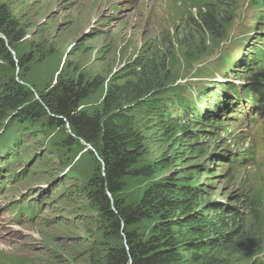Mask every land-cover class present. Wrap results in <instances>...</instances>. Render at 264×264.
Masks as SVG:
<instances>
[{"label": "rangeland", "instance_id": "rangeland-1", "mask_svg": "<svg viewBox=\"0 0 264 264\" xmlns=\"http://www.w3.org/2000/svg\"><path fill=\"white\" fill-rule=\"evenodd\" d=\"M206 1H217L223 15L231 12L225 36L214 38L199 23L198 12ZM0 3L9 7L26 34L11 47L14 63L0 51V86L15 75L41 97L60 82L86 83L102 78L104 83L80 103V109L90 114L101 111L112 84L139 82L138 73L148 63L198 106L204 96L203 103L210 105L211 94L221 84L253 86L261 76L250 69L253 65L249 62L253 60V48L264 45V8L254 0ZM195 47L206 52L198 61L189 62L187 53ZM261 78L264 81V76ZM168 96L174 102L167 109L178 112L185 107L171 92ZM231 97L236 100L235 95ZM235 105L241 113L220 120L216 127H205V137L197 133L191 141L179 131L170 132L167 121L160 122L158 116L144 110L134 114L146 139L148 158L168 156L173 160L164 175H190L192 171L205 188L199 206L220 202L245 213V235L236 237L231 250L228 243L225 249L231 253L233 264H256L264 260V102L252 105L240 99ZM254 110L259 111L256 121L251 118ZM13 114L0 118V137L11 130L8 125H13ZM212 115L220 119V109H212ZM200 119L206 122V118ZM28 124L13 126L10 137L16 140L11 152L16 153L18 163L13 158L2 171L5 179L4 170H8L16 180L14 184L13 177L10 180L8 197H0V222L6 223L0 234V264H94L97 255L121 242L111 226L104 224L87 195V184L100 168L99 158L91 146L70 143L67 126L59 127L48 118L30 120ZM199 128L205 130L204 126ZM200 146L205 150L203 155H198ZM235 152H251L256 160L231 167L227 157H219ZM196 167L201 172L194 171ZM255 194L262 204L258 217L250 214L247 201H253ZM30 195H41L42 200L32 202L29 208L20 203L13 214L22 219L24 214L38 213L41 208L40 218L22 228L5 220L8 203ZM151 226L150 221L141 225L143 230ZM241 239L243 242L238 244ZM243 243L247 249L239 248ZM18 259L21 263H15Z\"/></svg>", "mask_w": 264, "mask_h": 264}, {"label": "trees", "instance_id": "trees-1", "mask_svg": "<svg viewBox=\"0 0 264 264\" xmlns=\"http://www.w3.org/2000/svg\"><path fill=\"white\" fill-rule=\"evenodd\" d=\"M254 2L264 8V0ZM218 6L217 1H206L198 12L203 30L214 38L225 36L227 18L231 15V12L223 15ZM25 35L9 7L0 3V51L12 63L11 47ZM255 51L260 53L262 48L256 46ZM205 52L195 47L186 58L195 62ZM138 76L137 83L112 84L101 111L90 114L80 109V103L97 90L104 79L96 78L86 83L79 80L60 82L37 97L30 85L12 75L0 86V118L13 112L11 120L14 122L8 125L11 130L0 137V144L5 139L8 141L4 143L15 142L16 139L10 137L14 125L26 127L30 120L48 118L59 127L70 129V143L83 142L91 146L99 158L100 168L87 184V195L99 210L104 224L110 225L121 238L118 245L97 255L94 264H233L231 253L226 252L225 247L228 243L231 250L236 237L245 235V213L220 202L199 206L205 188L192 171L190 175H164L173 160L168 156L148 158L146 139L135 122L134 113L144 110L158 116L160 122L167 121L170 132L179 131L186 141L194 140L197 133L206 131L205 127L215 126L217 120L214 117L206 122L201 120L202 108L181 95L177 84L162 78L155 65H143ZM226 89L240 98H250L251 102L257 100L253 96L257 88H248L241 94L236 85L228 83L219 85L211 94L212 107L216 100L218 104L221 102L220 92L224 94ZM169 92L185 106L180 111L167 109L174 102L168 96ZM230 108V105L226 106V109ZM203 126L205 130L199 128ZM200 137L203 139L205 135L202 133ZM203 154L205 150L200 146L198 155ZM219 157H227L231 167L241 166L245 159H250L238 152ZM196 168L194 171L201 172ZM247 201L250 214L258 217L262 207L259 195L255 194L253 201ZM144 221L152 222L149 230L142 229ZM242 239L238 244L243 242ZM246 246L243 243L239 248ZM256 264H264V260Z\"/></svg>", "mask_w": 264, "mask_h": 264}, {"label": "bare ground", "instance_id": "bare-ground-1", "mask_svg": "<svg viewBox=\"0 0 264 264\" xmlns=\"http://www.w3.org/2000/svg\"><path fill=\"white\" fill-rule=\"evenodd\" d=\"M253 68V66L250 68V69H252ZM242 99H246V100H248V99H250V98H242ZM231 100L234 102V99L233 98H231ZM6 145H8V146H13V144H10L9 142L8 143H5ZM4 178V177H3Z\"/></svg>", "mask_w": 264, "mask_h": 264}]
</instances>
